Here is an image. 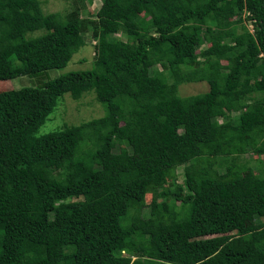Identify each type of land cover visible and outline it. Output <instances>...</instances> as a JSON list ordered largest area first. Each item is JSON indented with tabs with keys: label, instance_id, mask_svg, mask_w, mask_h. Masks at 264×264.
<instances>
[{
	"label": "trees",
	"instance_id": "trees-1",
	"mask_svg": "<svg viewBox=\"0 0 264 264\" xmlns=\"http://www.w3.org/2000/svg\"><path fill=\"white\" fill-rule=\"evenodd\" d=\"M101 1L85 25L78 5L61 18L0 0V81L36 80L0 91V264H264V221L246 223L264 216V0ZM86 29L92 66L46 77ZM86 91L102 117L37 134Z\"/></svg>",
	"mask_w": 264,
	"mask_h": 264
},
{
	"label": "rangeland",
	"instance_id": "rangeland-1",
	"mask_svg": "<svg viewBox=\"0 0 264 264\" xmlns=\"http://www.w3.org/2000/svg\"><path fill=\"white\" fill-rule=\"evenodd\" d=\"M40 7L42 12L47 13H59L61 18H66L74 11V7L79 6L78 14L81 19V22L85 25H90L89 20L96 19L100 15V10L102 7L101 0H39ZM143 12L141 10L135 11V16L137 18L141 17ZM244 24L252 31V25L250 21L245 20ZM41 31H35L29 33V36L39 35ZM85 37V44L81 46L78 51H76L69 63L63 68H53L46 70V77L54 78L60 74L66 73L70 70H81L88 69L92 66L94 60V48L95 40L91 36V32L87 29L83 31ZM111 34L115 37H119L123 40L126 39V34L120 31L113 30ZM202 46H200L201 48ZM204 47V45H203ZM198 50V49H197ZM157 70H162V67L157 64L154 68ZM164 71V70H163ZM152 72V71H151ZM165 72V71H164ZM150 77H154L151 73ZM46 79V78H45ZM156 79V78H155ZM31 80H34L31 82ZM29 79L25 76L16 77L10 80L0 81V91L16 89L25 85L35 84V79ZM208 90V84L205 81L200 82H186L182 83L178 87L179 96H188L193 94L204 93ZM239 111V106H235L232 110L234 115H237ZM105 114L103 105L96 99L95 93L93 91L84 92L78 99L71 98L69 93H64L61 97L58 98L57 104L54 107L52 113H50L44 122L38 129L37 134H45L51 131L62 128L64 125H78L82 122L89 121L94 118L102 117ZM220 120V119H219ZM125 146V145H122ZM121 145H116L113 151V158H120V149ZM128 149L130 157L134 158L135 155L132 153L131 149L125 146ZM262 162H264V155L262 156ZM241 166L244 167L246 163H250V169L252 172L259 171L263 164L258 163V157L255 154L248 153L241 155L240 157ZM247 171V172H246ZM244 174L249 173L248 169ZM176 182L181 184L183 182V165L178 166L176 169ZM170 179H167L165 184L169 183ZM151 201V194L147 192L144 195V200L141 206H138L134 209V214H139L143 217L149 216V207ZM257 221H264V216H258L253 219L246 221L247 224H255ZM134 257H132L133 259Z\"/></svg>",
	"mask_w": 264,
	"mask_h": 264
}]
</instances>
